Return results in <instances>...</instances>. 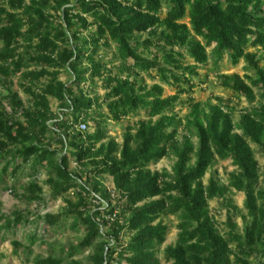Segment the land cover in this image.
Here are the masks:
<instances>
[{
	"label": "trees",
	"instance_id": "obj_1",
	"mask_svg": "<svg viewBox=\"0 0 264 264\" xmlns=\"http://www.w3.org/2000/svg\"><path fill=\"white\" fill-rule=\"evenodd\" d=\"M113 46L118 68L101 54ZM208 49L217 69L225 60L233 66L244 61L253 72L222 76L221 87L237 99L254 103L258 92L263 101L243 112L238 123L235 109L222 98L206 106L193 97L198 70L210 62ZM259 49L264 50V0H0V86L7 91L0 94V162H7L0 181L15 182L30 169L24 197L42 205L47 198L37 178L47 167L54 172L47 181L51 199L75 190L77 200H67L65 211L42 218L43 231L69 218L75 227L83 225L80 248H93L91 264H160L158 251L170 232L160 219L175 214L180 233L176 245L165 249L166 262L251 264L257 256L264 264V189L258 188L260 165L251 147L264 153V58L251 51ZM63 72L72 80L62 81ZM152 72L176 94L164 97L161 84L149 87L143 74L154 78ZM14 77L28 104L12 89ZM97 80L107 91V115L91 95ZM183 95L190 105L185 124L175 113ZM51 99L60 103L58 112ZM141 110L149 120L139 129L128 126L122 145L103 143L104 118L119 122ZM80 123L88 131L77 130ZM180 129L188 131L182 142ZM50 133L60 149L45 142ZM172 153L174 176L152 171L151 165ZM217 159H231L237 168L227 187L215 177L204 183ZM104 175L113 178L115 198L100 179ZM230 188L245 193L247 214L229 203L222 232L210 201ZM234 213L244 220L242 233ZM26 220L23 212L1 216L0 230L17 229ZM36 264H65V259L50 255Z\"/></svg>",
	"mask_w": 264,
	"mask_h": 264
},
{
	"label": "rangeland",
	"instance_id": "obj_2",
	"mask_svg": "<svg viewBox=\"0 0 264 264\" xmlns=\"http://www.w3.org/2000/svg\"><path fill=\"white\" fill-rule=\"evenodd\" d=\"M189 23V19L184 20ZM148 36H142V39H146ZM115 47L110 49H104L101 54L107 61H112L114 63V68L119 67V62L115 60ZM252 52H257L259 57L264 58V50H251ZM210 55V62L207 65L201 66L198 70L199 78L194 80L196 88L193 92V97L195 101L201 102L206 106L216 105L218 103V98H222L224 102L230 103V106L235 109L234 112V122L238 123L241 119L243 112L249 110L251 107L260 106L263 101L260 99L258 92H256V100L254 103H249L245 98L237 99L236 96L228 89L221 87L222 76L223 75H239L245 77V75H253V72H249L247 65L244 61H241L239 65L233 66L228 60H225L221 67L218 69L215 67L213 61V56L211 49H208ZM185 63H191L189 58L186 59ZM112 65V64H111ZM261 65H264V59L261 61ZM34 69V67H32ZM154 78H151L147 74H143L144 79L149 87L154 84H161L164 87V97L173 96L176 94L177 90L174 87H170L166 84L160 82V78L157 76L156 72H152ZM60 79L64 82H69L72 77L63 72ZM13 87L12 89L17 92L20 98L28 104L30 98L24 91L20 88V82L17 77L12 79ZM97 88L91 90V95L99 98V103L103 104L102 113L107 115L108 111L104 102V97L107 91L104 87V83L101 80L96 81ZM86 89L88 85H85ZM90 87L88 90L90 91ZM6 88L0 86V94L2 96L6 95ZM188 96L183 95L181 101L177 104L175 108V113L183 123H186V116L190 112V105L187 101ZM7 105V102H4ZM60 103L54 99H51V107L53 112H58ZM8 109H10L8 107ZM158 118H155L156 121ZM149 120L144 110L138 113L131 114L129 117L122 119L119 122L106 120L105 131L106 138L103 143H108L111 140H116L119 144H123L124 137L126 135L127 127L130 126L134 129H139L140 124L147 122ZM90 133H94L96 127L94 122H90ZM135 133V130H133ZM236 133H241L238 129ZM188 134L185 129H180L178 139L182 142L184 136ZM50 141H47V140ZM46 143H52V149H60V146L55 142L56 136L53 133L48 135ZM195 146L199 145L197 138H192ZM255 152V157L260 165V179L258 181V188L264 189V153L261 148L255 144H251ZM195 160H193L192 165ZM177 162V157L174 153L168 157L162 159L156 165H151L152 171L155 173L168 172L171 176H174L175 164ZM7 162H0V169H3ZM70 169L76 172L73 162L70 164ZM237 168L233 165L232 160H216L213 167L208 171L204 178L205 185L209 184L211 178L215 177L222 185L228 186L230 179L234 173H236ZM53 171L49 168L44 167L41 169V174L38 176L37 181L43 187L44 195L47 198L45 204L39 205L37 203H30L25 196V188L29 185L32 180V171L30 169H25L22 171L17 180L14 182L12 179L8 178L4 181H0V217H11L13 218L16 213H25L28 216V220L24 221L17 229L14 230H0V264H36L38 259L47 258L50 255H54L57 258L65 259V264L72 261H79L83 264H91L89 257L93 251L91 249L80 248V243L86 234V228L83 225L78 227L74 226V219H64L60 225L54 227L49 232L44 233V220L42 219L46 214H60L67 208V200H77V195L75 190L70 191L64 197L57 200L51 199L52 189L50 185L47 184L49 177H51ZM104 185L110 190L114 189L113 178L109 175H104L100 177ZM83 180L86 181V176L83 175ZM13 190V191H11ZM246 200V195L244 192H237L234 189H229L224 197H218L210 201V209L212 214L215 216L218 222V228L222 232L226 231V222L228 220V204L233 203L242 211L245 215L247 211L244 207ZM116 204V201L114 202ZM91 209H95L92 206ZM235 222L238 225L239 232L242 233L244 229V220L239 214H233ZM160 221L169 226L170 232L167 236L166 242L158 251V257L160 259V264H171L166 262L164 258L165 249L170 246H175L177 243V238L180 233L178 227L181 222L180 216L178 214L171 216H164ZM4 224V221H0V227ZM36 237L35 243L32 242V238ZM130 235L128 233L124 234V241L128 242ZM97 244V243H96ZM74 252V257L70 258L69 255ZM260 255V254H259ZM259 257L254 256L250 259L251 264H258ZM264 262V260H263ZM123 264H126L125 262Z\"/></svg>",
	"mask_w": 264,
	"mask_h": 264
},
{
	"label": "built area",
	"instance_id": "obj_3",
	"mask_svg": "<svg viewBox=\"0 0 264 264\" xmlns=\"http://www.w3.org/2000/svg\"><path fill=\"white\" fill-rule=\"evenodd\" d=\"M77 130L81 131V132H86L88 131V125L85 123H80L79 125L76 126ZM73 166L75 167V169L77 168L78 164L73 162ZM112 194V197L115 198L116 196V192H115V187L113 190H109Z\"/></svg>",
	"mask_w": 264,
	"mask_h": 264
}]
</instances>
